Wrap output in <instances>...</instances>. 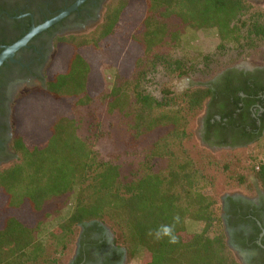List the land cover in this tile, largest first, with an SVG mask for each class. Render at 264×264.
<instances>
[{"label":"trees","instance_id":"1","mask_svg":"<svg viewBox=\"0 0 264 264\" xmlns=\"http://www.w3.org/2000/svg\"><path fill=\"white\" fill-rule=\"evenodd\" d=\"M141 1L144 7L139 18L130 21L129 31L122 36L139 46L133 70L127 75L119 71L111 90L98 99L108 113L118 112L127 118L135 136L167 128L148 155L168 157L166 170H148L122 182L120 166L99 159L91 144L79 135L76 118L56 113L62 104L87 106L96 100L90 91L95 73L93 52L105 41L120 43L122 22L133 2L109 0L100 23L89 33L56 38V47L62 52L61 65L48 67L46 86L37 90L46 96L54 116L47 121L31 117L32 141L16 131L12 149L18 157L0 167V264H56L77 240V229L91 221L109 225L115 242L126 248L129 264H242L227 242L222 200L207 191L219 176L218 165L200 164L173 151L182 147V140L190 133L182 108L175 103L168 105L181 99L189 111L206 108L201 141L211 147L229 145L231 114L221 107L230 102H221L231 95L240 101L237 90L250 95L253 89L244 85L235 93L228 79L225 87L208 82L181 93L162 85L160 100L145 90L144 81L162 64L171 67L174 79L188 74L193 67L191 58L160 49L179 47L190 30H214L221 51L235 52L237 60L259 54L264 62V10L259 11L247 0ZM204 59L217 61L208 56ZM260 90L264 86L257 92ZM32 92L36 91L20 93L16 101ZM242 102L247 104L241 108L248 109L250 99ZM239 128L242 133L236 143L261 139V129L255 134ZM251 170L264 191V161L252 165ZM238 180L250 182L255 188L245 174ZM59 198L66 199L63 205L45 212V219L37 218L47 202ZM70 201V212L62 216V208ZM173 217L179 219L175 226L178 243L148 235L149 229L172 224ZM48 218L61 219L44 231L43 223ZM188 220L201 222L203 227L191 230Z\"/></svg>","mask_w":264,"mask_h":264},{"label":"rangeland","instance_id":"2","mask_svg":"<svg viewBox=\"0 0 264 264\" xmlns=\"http://www.w3.org/2000/svg\"><path fill=\"white\" fill-rule=\"evenodd\" d=\"M132 1L131 8L122 22L120 32L122 35L121 38L119 37L121 39L120 43H111L108 40L103 42L100 49H96L93 52L95 73L90 85V91L96 97V100L87 106L62 104L55 109L56 113L59 111V114L71 115L76 118L79 135L91 144L99 159L113 162L120 166V179L122 182H128L140 177L148 170L153 172L164 171L169 162L166 156L148 157V155L150 156L151 148L164 135L167 128H155L152 131H144L139 136H135L128 119L118 112H114L113 114L108 113L106 105L98 99L104 91L111 90L118 80L119 71L126 75L132 72L134 59L139 54V46L135 42L127 38L122 39L123 33H126L130 29V21L139 18L144 7L141 0ZM253 6L259 9V11L264 10L263 6L254 4ZM100 21L101 18L89 26L72 30V32L80 34L89 33ZM174 23H178V21ZM219 43L214 30H190L186 33L179 47L173 48L172 46H167L161 48L160 50L163 52L167 50L173 51L174 56L191 58L192 60L190 61H193V67L189 70L188 74H183L174 79V75L170 72V66H165V64L159 65L157 70L146 76L149 79L144 81L145 90L161 100L162 85L170 86L176 93H181L188 88L205 85L217 73L243 60L260 61L259 54H252L253 57L237 60L234 57L235 52L231 50L221 51ZM235 50L237 49L235 48ZM51 55L52 58L48 63L47 69L51 65L55 67L61 65L62 52L59 46L53 50ZM205 56L211 57L212 60L217 59V61H208V59H204L206 58ZM35 85L29 86V89L22 93L36 92H32L21 101H16L14 106L13 120L15 121V132L17 131L25 135L28 141L35 139L31 135L32 116L38 121H47L54 116L46 96L37 91L44 89V84ZM170 102L168 106L175 103L182 108L187 120V130L190 133L182 140V147H174L173 151L179 156L181 154L189 156L198 163L200 162V164L216 162L218 165L219 176L213 187H207V191L214 193L219 200H222L227 195H239L241 193L254 195L257 189L255 185L257 180L251 168L252 165L264 161V136L259 141L240 149L232 150L229 148L209 147L201 141L202 120L206 114V108L189 111L185 102L181 99ZM226 164L228 166L224 170ZM240 174L247 175L250 181L254 182L255 188L250 186V182L240 183L238 180ZM65 200V198L50 200L46 203L44 209L36 215L37 218L45 219V212L60 207L58 205H63ZM72 202L70 201L68 206L62 208V216L70 212ZM61 218H48L44 220V231L48 230L53 224L58 223ZM188 227L191 230H200L203 224L188 220ZM79 232L80 228L77 229L76 233ZM75 246L76 240H73L66 252L59 257L56 264H67L74 254Z\"/></svg>","mask_w":264,"mask_h":264},{"label":"flooded vegetation","instance_id":"3","mask_svg":"<svg viewBox=\"0 0 264 264\" xmlns=\"http://www.w3.org/2000/svg\"><path fill=\"white\" fill-rule=\"evenodd\" d=\"M79 1L0 0V55L7 47L15 45L27 36L33 28L53 20ZM247 1L264 7V0ZM108 2L109 0H82L60 20L37 31L0 64V167L10 164L18 157L12 149L15 137L13 116L17 96L28 90L29 86H46L47 66L53 50L56 49V38L80 34L72 30L95 23L102 17ZM227 79L235 93L236 88L244 85L253 89L250 95L243 90H237V96L242 100L250 99L248 109H242L247 103L237 101L233 95L229 100L221 102H230V105L221 107L231 114V129L228 135L230 144L212 148L235 150L253 144L251 141L245 144L236 143L242 133L239 127L255 134L261 129L260 138L264 136V90L257 92L259 87L264 86V62L243 60L217 73L210 82L221 88L226 86ZM247 111L249 114L244 117ZM207 112L206 110V114ZM204 119L201 130L204 129ZM255 185L257 189L254 195L241 193L227 195L222 199L227 242L242 264H264V191L258 188L257 181ZM94 223L96 221L80 226L74 254L67 264H129L126 248L115 242V234L109 225Z\"/></svg>","mask_w":264,"mask_h":264},{"label":"water","instance_id":"4","mask_svg":"<svg viewBox=\"0 0 264 264\" xmlns=\"http://www.w3.org/2000/svg\"><path fill=\"white\" fill-rule=\"evenodd\" d=\"M82 0H80L77 4H75L74 6H72L71 8L67 9L66 11H63L59 16H57L56 18H54L53 20H50L48 22H46L45 24L33 28L27 36H25L23 39H21L20 41H18L15 45L11 46V47H7L6 50L0 55V64L3 62V60L10 55V53H12L14 50L18 49L20 46L24 45L37 31L42 30L47 28L48 26H50L51 24H53L54 22L60 20L63 16H65L67 13H69L71 10L75 9L78 4L81 2Z\"/></svg>","mask_w":264,"mask_h":264},{"label":"clouds","instance_id":"5","mask_svg":"<svg viewBox=\"0 0 264 264\" xmlns=\"http://www.w3.org/2000/svg\"><path fill=\"white\" fill-rule=\"evenodd\" d=\"M179 223L178 217H173V223L170 225H161L159 228L149 229L148 235L156 240H163L167 238L168 242L175 244L179 242V238L175 233V226Z\"/></svg>","mask_w":264,"mask_h":264}]
</instances>
